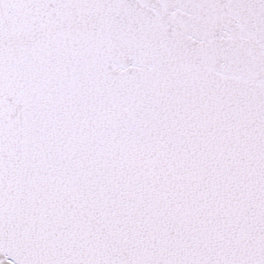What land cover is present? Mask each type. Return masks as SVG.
<instances>
[{
    "label": "snow or ice",
    "instance_id": "snow-or-ice-1",
    "mask_svg": "<svg viewBox=\"0 0 264 264\" xmlns=\"http://www.w3.org/2000/svg\"><path fill=\"white\" fill-rule=\"evenodd\" d=\"M0 264H264V0H0Z\"/></svg>",
    "mask_w": 264,
    "mask_h": 264
}]
</instances>
